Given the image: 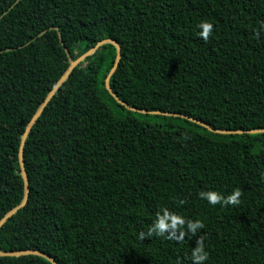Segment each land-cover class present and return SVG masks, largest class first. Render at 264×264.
Returning <instances> with one entry per match:
<instances>
[{
	"label": "trees",
	"instance_id": "1",
	"mask_svg": "<svg viewBox=\"0 0 264 264\" xmlns=\"http://www.w3.org/2000/svg\"><path fill=\"white\" fill-rule=\"evenodd\" d=\"M201 21L213 24L207 41ZM106 38L121 46L110 85L127 104L264 128V0H0V218L23 199L21 136L68 53ZM116 55L105 43L76 66L30 131L29 198L0 229V249L59 264H192L202 236L204 264H264V132L126 108L106 87ZM28 89L42 98L12 142L5 122ZM235 189L236 205L199 197ZM162 207L204 228L149 236Z\"/></svg>",
	"mask_w": 264,
	"mask_h": 264
},
{
	"label": "water",
	"instance_id": "2",
	"mask_svg": "<svg viewBox=\"0 0 264 264\" xmlns=\"http://www.w3.org/2000/svg\"><path fill=\"white\" fill-rule=\"evenodd\" d=\"M46 31V30H45ZM43 31V32H45ZM105 43H113L116 46L117 49V55H116V59L114 62V65L112 67V69L110 70L108 76L106 77V87L109 90V92L115 97V99L122 105L126 106V108L130 109V110H134V111H138V112H142V113H151V114H164V115H180L184 118H187L191 121H194L206 128H208L209 130L216 132V133H227V134H234V133H259V132H264V128H257V129H238V130H234V129H219V128H214L212 126H210L209 124L205 123L204 121L189 116L187 114H180V113H176V112H169V111H161V110H148V109H143V108H139V107H135V106H131L129 104H127L126 102H124L112 89L111 85H110V78L112 76V74L116 71L120 59H121V46L119 44V42H117L116 40L112 39V38H106L103 39L101 41H99L94 47L90 48L88 51H86L84 54L80 55L79 57H77L76 59H74L69 53V65L67 67V69L64 71V73L61 75V77L58 79V81L54 84V86L52 87V89L48 92V94L45 96L44 100L40 103L39 107L36 109V111L34 112V114L32 115L31 119L28 121L25 131L21 136V142H20V147H19V163H20V169H21V176L23 178V182H24V196L22 201L14 206L13 208H11L9 211H7L1 218H0V229L2 228V226L6 223V221L11 218L15 213H17V211L19 209H21L22 207H24L28 201L29 198V193H30V181H29V177L26 171V167H25V162H24V146L26 143V139L30 133V131L32 130L33 126L35 125V123L38 121V119L40 118L41 114L43 113V111L45 110L46 106L49 104L50 100L52 99V97L56 94V92L59 90V88L61 87V85L65 82V80L70 76L71 72L74 70V68L76 66H78L82 61H84L87 57L93 55L102 45H104ZM39 255V256H43L46 257L48 260H50L53 264H59L56 259L47 254L46 252L39 250V249H24V250H19V251H2L0 249V255L1 256H21V255Z\"/></svg>",
	"mask_w": 264,
	"mask_h": 264
},
{
	"label": "clouds",
	"instance_id": "3",
	"mask_svg": "<svg viewBox=\"0 0 264 264\" xmlns=\"http://www.w3.org/2000/svg\"><path fill=\"white\" fill-rule=\"evenodd\" d=\"M197 28L199 29L198 35L201 39L207 41L209 36L213 33V24L208 21H201ZM241 196L240 189H235L231 194L224 196L223 194L214 191H201L199 197L206 200L211 205L221 204L223 206L236 205L239 203ZM204 228L201 220L197 219L186 220L184 217L170 211L167 207H162L156 213V219L148 231L151 236L155 233L158 236L167 234L169 239H173L177 233L181 238L188 233L196 234L199 230ZM144 233H141V239L144 238ZM192 264H204L209 259V253L205 248L203 237L197 240L196 246L192 250Z\"/></svg>",
	"mask_w": 264,
	"mask_h": 264
},
{
	"label": "rangeland",
	"instance_id": "4",
	"mask_svg": "<svg viewBox=\"0 0 264 264\" xmlns=\"http://www.w3.org/2000/svg\"><path fill=\"white\" fill-rule=\"evenodd\" d=\"M42 95L28 89L19 99L17 106L11 111V115L5 122V129L8 138L12 142H16L21 133L22 125L35 110L37 104H39ZM18 122V124H16ZM13 163L15 160L13 159ZM15 174L18 173L17 166H14ZM17 189V180H16ZM4 194V193H3ZM13 198V197H12ZM2 207H0V211Z\"/></svg>",
	"mask_w": 264,
	"mask_h": 264
}]
</instances>
